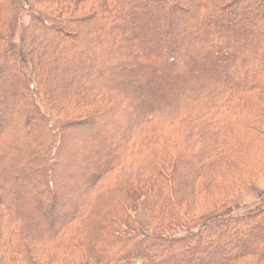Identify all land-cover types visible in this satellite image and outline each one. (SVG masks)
I'll list each match as a JSON object with an SVG mask.
<instances>
[{
	"label": "trees",
	"instance_id": "obj_1",
	"mask_svg": "<svg viewBox=\"0 0 264 264\" xmlns=\"http://www.w3.org/2000/svg\"><path fill=\"white\" fill-rule=\"evenodd\" d=\"M263 175L264 0H0V264H264Z\"/></svg>",
	"mask_w": 264,
	"mask_h": 264
},
{
	"label": "rangeland",
	"instance_id": "obj_2",
	"mask_svg": "<svg viewBox=\"0 0 264 264\" xmlns=\"http://www.w3.org/2000/svg\"><path fill=\"white\" fill-rule=\"evenodd\" d=\"M29 21V17L27 14H22L20 24L18 26V34L17 38L19 37V30L27 24ZM264 177H259L256 182L251 185L250 187H247L237 194V197L235 200L230 201L228 204H226L224 207L211 209L207 208L209 205L206 202L201 203V207L203 211H207L208 215L206 217H219V216H228L231 214L239 213L241 211V206L244 205H252V204H258L260 206L264 205V191L261 189H257L255 187L256 183ZM238 206V207H234ZM202 211H200L201 213Z\"/></svg>",
	"mask_w": 264,
	"mask_h": 264
},
{
	"label": "crops",
	"instance_id": "obj_3",
	"mask_svg": "<svg viewBox=\"0 0 264 264\" xmlns=\"http://www.w3.org/2000/svg\"><path fill=\"white\" fill-rule=\"evenodd\" d=\"M255 187L259 190H263L264 191V177H262L255 185Z\"/></svg>",
	"mask_w": 264,
	"mask_h": 264
}]
</instances>
